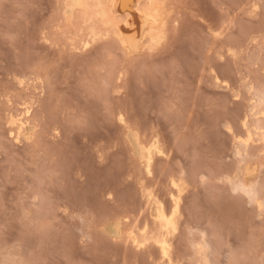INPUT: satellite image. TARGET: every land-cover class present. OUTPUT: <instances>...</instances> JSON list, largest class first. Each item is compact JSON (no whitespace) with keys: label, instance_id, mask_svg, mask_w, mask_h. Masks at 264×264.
<instances>
[{"label":"rangeland","instance_id":"374dc122","mask_svg":"<svg viewBox=\"0 0 264 264\" xmlns=\"http://www.w3.org/2000/svg\"><path fill=\"white\" fill-rule=\"evenodd\" d=\"M63 1L0 0V264H264V0H171L129 57Z\"/></svg>","mask_w":264,"mask_h":264},{"label":"bare ground","instance_id":"6f19581e","mask_svg":"<svg viewBox=\"0 0 264 264\" xmlns=\"http://www.w3.org/2000/svg\"><path fill=\"white\" fill-rule=\"evenodd\" d=\"M64 1H66L65 3L66 13L67 14L70 13L69 15L71 22H74L75 20L74 16H76L77 13L82 23L88 27L90 31L89 35L91 37H95L102 32L105 33L104 36L113 37L119 42L117 43L120 44L122 49L125 51L127 57L131 56V54H137V53L139 54L145 51L151 53L155 49H157L158 46H161L164 37L166 39L165 35L167 33L165 32L167 30L168 24L172 20L171 15L173 14L172 13L173 11L171 12L172 14H170L169 12L171 0H64ZM78 17L76 18L79 19ZM173 21L176 22L177 20H173ZM82 44H83L82 45L83 48H87L90 45L88 40H84ZM153 55L150 54L148 56H153ZM25 108H26L25 111L23 112L21 111V113L19 114L11 115L9 118L10 123L12 125L11 131L14 132L17 139H19L21 136L23 137V135L30 138L32 134V128L30 124L31 121L29 120L30 119L29 116L31 114L30 113L31 107L27 106ZM252 135L253 134L250 132V130H248V140H251L253 138ZM152 152L153 151L151 149H148L140 153V159L142 161V164H144L145 166L147 174H151L152 172V163L154 159ZM180 190L178 188L177 191L178 194H176V192H173L172 195L173 210L171 208L172 210L170 211L171 213L167 212V210L160 203L156 201L157 199L153 200L151 196L152 194L150 195V199L148 198L151 216L153 217L154 220V227L155 225L157 227V229H155V232L157 231L154 237L155 243L153 239L152 241L154 244L157 245V248L159 247L158 249H160L163 258H168L170 254L169 252H170L171 243L169 244L167 235L171 231L176 230L175 227L177 225V221L178 219L181 218L180 198L182 199L181 196L182 194H180L181 193ZM174 193L176 195H174ZM132 233H131L132 236L130 235V237L132 238L135 247L138 249L146 247L147 240L139 241L138 239L134 238L135 236Z\"/></svg>","mask_w":264,"mask_h":264}]
</instances>
